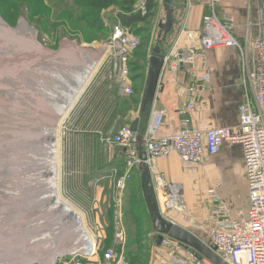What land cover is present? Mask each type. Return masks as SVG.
Returning <instances> with one entry per match:
<instances>
[{
    "label": "rangeland",
    "instance_id": "obj_1",
    "mask_svg": "<svg viewBox=\"0 0 264 264\" xmlns=\"http://www.w3.org/2000/svg\"><path fill=\"white\" fill-rule=\"evenodd\" d=\"M89 1L90 0H0V20L11 30H14L12 33H8L6 31H2L0 27V71L2 68H5L3 70L11 71L8 69H11L12 65L8 66L9 63L5 62V60H7L5 59V56L7 57L8 55L11 57L10 55L13 54L12 50H14L11 46H9L10 40L8 38L10 37L8 34H18L20 37L23 35V38H29V36H31L33 41H35L37 44H40L44 50L53 53L58 52L61 49V46L65 44V64H62L61 67L57 66L60 65V62L54 64L52 61L53 57L48 61V72L50 73V78L54 76L53 79H55V77H60L63 79L65 76V82L59 83L58 81L56 83L55 80L57 78L53 81V84L49 82L48 87L50 85V88L48 89V93L50 94L47 93V95H49L46 98L47 100H44V98L40 97L42 96L41 94H43V92H46V87L42 82L43 80H41L45 77L43 74H38L40 71H37L35 77L33 75L34 73L32 74L27 72L30 74V79L28 76H21L20 72L15 70L18 69L16 68V64L15 68L12 66L13 71L11 72H16L15 74L17 75L19 74V76L16 77V82L14 84L16 85L17 90L18 87H20L19 84L21 83V85L26 88H22V92L19 90L16 91V99L11 100L9 97H6V100L3 102V106H5L6 109L11 107L9 110H12L17 108L16 106L22 101H26L25 103H22V106H20L22 108L34 106L33 108L31 107L32 111L28 110L23 112L24 115L23 113L15 114V120H10L13 115L12 113H9V118L4 119L5 121L7 120L9 123L8 125L5 124V121H0V123L3 122L0 124L3 125L1 126V128H3L0 130V136H2L4 133L6 135L9 134L7 130H9V128L14 129L16 127V131L14 132H16V134H20L16 136H18L19 139L21 137V141L24 139L27 140V134L23 133L26 132L24 129L26 127L27 129L29 128L28 125L30 124L27 122L32 118V116L36 114H41V119H44V121H46L49 126L50 117H53L58 113V105H60L58 103L62 102L63 96L66 98V96L70 95L71 93H69V91L73 90V84L75 83H73V81H76L77 74L79 75L80 71L86 69L89 70L91 67V64L86 62L87 58L85 59L86 61H84V58H80L78 53L82 52L85 57H89V53L83 52L82 50L86 48L93 49L96 53H94L95 55H92V58L96 60L95 65L93 66V74L89 79V82L86 84L84 90L76 99L75 103L70 107L69 110H67L66 114L63 113L59 117L60 120H58L57 123L59 137V167L57 173L59 191L67 203L81 212L84 226L95 236L96 240L95 247H97V254L92 256L90 259H83L80 261V263L98 264L99 260L101 259L102 251L113 245L115 212L116 210H119V219L121 220L126 232L124 253L129 264H160L162 257L165 258L164 250L155 243L156 237L155 234H153L151 228L149 214L141 190L139 165L128 169L125 163L128 157L127 151L118 146H108L103 136L113 132L116 128L130 124L135 117L142 118V114L140 112V103L145 86L149 56L151 55L152 49L158 40V23L165 20V9L163 6L164 0H157L155 2V6H153L150 10H147L145 6L147 0H136L135 4L131 6V13L134 14L139 12L144 16L145 19L143 22L138 23L137 25L128 27L131 32L135 31L138 34L136 35L139 37V44L130 58L132 68L135 66V69L132 70L136 85L133 93L129 96L122 95L118 90L116 78L112 71L111 53L106 47L113 27L115 25L122 24L118 15L121 13L128 15V13L124 11L122 7L120 8V6L116 4L99 8L98 5L92 4ZM172 2H174L175 7H177V12L184 4L182 0H172ZM143 5L145 7V14L141 12L140 8ZM96 18L100 20L101 26L96 24L92 27L91 24ZM20 33L23 34L20 35ZM168 40L169 39L167 38V41ZM74 46L80 48L81 50L73 49L72 47ZM102 46H105L106 48H104L102 55L97 58L101 52H99V50L102 48ZM164 46H166V43ZM161 47L163 48L162 43ZM4 52L8 53L5 55ZM56 59L57 57L55 55L54 60L57 62ZM89 61L92 64L94 63L90 59ZM38 65L40 67L41 64L38 63ZM6 66H8V68ZM136 68L138 69L136 70ZM7 76H9V74ZM20 76L23 78L22 81L20 80L22 79ZM7 80H5V82ZM57 85H60L58 89L56 88ZM24 90H26L27 93ZM9 96H13V93H11ZM21 96H24L27 99L21 98L22 100L20 101L19 99ZM42 103H44L45 106H42ZM44 107H46V109H44ZM53 107L56 110L53 109ZM29 113H31L32 116ZM24 120H27V122ZM14 121L16 126L9 127V125L12 126L11 123ZM34 121L35 119L32 121V123H35ZM20 124L24 125L20 126ZM31 126H33L32 128L37 127V125L34 124ZM19 127L23 131L20 129L19 132H17ZM3 130L5 131L4 133L1 132ZM34 131H36V129H34ZM0 139L3 140L2 138ZM49 140L50 138L47 141ZM15 141H12L13 145L11 143L9 144L10 147L8 149L4 147L5 145H1L0 143V264H19V262L22 261V255L25 256L28 254V249L30 251L32 249V252L38 251V254H33L34 256L36 255V260L31 259V256H29L31 259L29 264H47L49 257L46 259L42 256L47 254L48 249L50 250L51 246L53 247V245L51 242V245L48 242H45V240L48 238L50 241L51 238L53 239L54 235L57 233L59 235V233L61 234V232L64 231L65 237H62L58 241V244L61 246V248H66L68 245H71L72 241L74 240L71 238L75 237L74 232L76 229L74 227H76L75 223L77 222L72 219L69 221V217L67 215H65L66 219H63L62 215L53 214L55 213V211H53L55 207L51 204L45 205L36 203L37 201H35V203L31 202L33 197L31 196L32 199H30V195H32L34 188L35 190L36 188H38L40 191L43 190L41 186L39 187V184L43 185L44 180L42 181V178L45 177L44 172L46 171V168H42V164H47V161L44 159L47 158V156L44 155L43 158L42 154L46 153L43 151L41 154L37 151V149L40 150V145H35V147L31 145L32 148H27V145H29L28 141L22 142V144L26 145H17ZM47 141L46 143H48ZM51 141L52 139L50 142ZM14 144H16V146H14ZM19 146L21 147L20 149ZM5 149L7 150L6 152L9 153L8 155H5ZM32 150L34 152L37 151L40 154L37 152L32 154L34 153ZM33 155L35 157H32ZM39 157L43 158L44 160L40 163H36L38 166H34L33 164V166H31L32 170H30L31 162L33 163L35 158L38 159ZM24 158L25 161L23 160ZM31 158H33V160ZM204 159L205 160H203V163L201 164H193L191 166L181 164L183 168L180 172L179 178L184 181L187 180L186 183L189 187L195 188L196 186H199L203 189L209 188L213 181L219 180L223 186L222 190L224 193L223 177L226 175L227 171L231 170L232 173L235 174V172H238V169H232L233 165H229V168L226 166L214 165L212 162H210L211 159L209 160V157ZM11 164H14V167ZM234 165L239 166L238 162H236ZM8 166H10L11 169H9ZM6 167H8L9 171L5 169ZM20 168H23V170L20 171ZM38 168H40L41 171H39ZM12 170H14V172ZM29 173L35 179V182L37 181L36 184L38 187L31 182V179L28 176ZM17 176L19 178H17ZM25 176L26 178H24ZM121 177H125V187L121 193L120 207L117 209L116 182ZM5 178H7V180ZM13 180L14 182H12ZM243 181V176L239 174L237 176V182H235L239 189L244 183ZM28 182H31L30 185ZM186 183L183 182V184ZM12 187L16 192L18 191V193H15L14 190L12 191ZM37 193L41 194L39 192ZM204 194L201 195L205 198ZM33 195L34 197L38 196L36 193H33ZM218 195L228 205L230 204L223 197V195L219 193V191ZM243 195L244 196L237 194L239 199H235L233 201H237L238 205L245 206L246 190H243ZM189 198L190 197H188V193H186L188 208H190L188 205ZM27 201L30 206L28 203L24 204ZM17 202H22L20 203L21 206L20 204L16 205ZM208 205L209 202L208 204L206 202L205 206ZM42 215L44 216L42 217ZM59 216L61 218H59ZM187 216L193 219L192 214H188ZM190 231L193 230L190 229ZM193 233L197 236L203 235L204 240L208 241V235L201 234V232L196 228ZM40 236H42V238L45 237L46 239L44 238L41 240V242H39L41 239ZM81 240L82 238H79L78 240H74V242L77 241L79 243L82 242ZM61 241H63V243H60ZM43 244L45 246H43ZM54 245L56 244L54 243ZM66 250L67 249H65V252L59 251L57 255L71 253ZM48 254L51 253L48 252ZM37 255L39 257L41 256V258H38ZM57 255L55 254L54 256ZM54 256H50L52 257L50 258L52 261L55 258ZM64 259L65 255L62 256L60 264L65 262Z\"/></svg>",
    "mask_w": 264,
    "mask_h": 264
},
{
    "label": "built area",
    "instance_id": "obj_2",
    "mask_svg": "<svg viewBox=\"0 0 264 264\" xmlns=\"http://www.w3.org/2000/svg\"><path fill=\"white\" fill-rule=\"evenodd\" d=\"M204 1L208 12L202 15L198 28H190L188 20L194 2L186 0V16L164 50L163 67L173 73L183 71L191 80L187 87L190 99L176 111L179 128L173 134H161L165 110L154 109L143 145L158 204L165 216L172 210L185 215L191 214V210L182 186L168 181L163 172L154 171L152 164L155 160L175 152L185 162L201 163L206 156L216 155L224 144L239 146L245 172L247 205L237 210L231 208L218 195L221 183L215 180L202 192L209 199L203 225L207 229L208 244H214L215 253L228 264H264V0H259L260 18L243 24H239L228 10L218 7L222 0ZM140 8L144 14V5ZM239 30L242 31L241 37L237 35ZM138 44L139 37L127 26L118 24L113 27L106 46L111 53L118 90L124 96L133 93L130 58ZM221 47H234L238 52L240 80L245 90L244 100L237 106L239 122L236 126L199 129L192 124L190 117L199 103L191 98L205 91L210 83L207 52ZM103 137L108 146H118L127 151L125 163L128 169L139 163L135 135L129 124ZM124 187L125 177H121L116 182L117 209ZM119 218V210H116L114 243L102 251L98 264H129L124 253L126 232ZM158 246L164 250V264H212L205 258L195 257L169 237H163ZM91 256H65L63 264H81L80 261ZM59 258L52 264H60L62 257Z\"/></svg>",
    "mask_w": 264,
    "mask_h": 264
},
{
    "label": "crops",
    "instance_id": "obj_3",
    "mask_svg": "<svg viewBox=\"0 0 264 264\" xmlns=\"http://www.w3.org/2000/svg\"><path fill=\"white\" fill-rule=\"evenodd\" d=\"M182 1L183 3L186 2V0ZM193 2L194 5L190 10L188 26L190 28H198L201 24V17L203 14L208 12V8L204 0H193ZM259 4V0H222L218 7L221 10H228L235 16V19L239 24H243L247 20L254 22L260 18ZM171 6L174 10V23L171 32L167 36L169 40L167 41L166 38L165 42H163V50L167 48L168 42L174 38L177 33L180 21L184 16H186L185 4H183L182 8L179 9L178 12L176 11L177 7H175L174 2H172ZM252 33L254 34V29ZM237 35L241 37L242 31L239 30ZM165 43L166 46H164ZM206 56V64L211 80L205 91L199 95L194 94L191 98L199 103L197 109L190 114L192 124L199 129H205L214 126H236L239 122L237 106L244 100L245 93L240 80L238 52L234 47H221L209 50ZM132 79L134 80V89L136 81L134 79L133 72ZM190 83L191 80L189 77H187L185 72L182 71L173 73L166 67H163L152 108V111L154 109L165 110V118L162 124L161 134H173L178 130L179 118L176 114V111L178 108L184 106L186 101L190 99L189 93L187 92V87L190 85ZM150 119L151 115L149 122ZM206 157H209V160L211 159L210 162H212L214 165L226 166L228 168L229 165H233L232 169H238V172H235V174L232 173L231 170L226 172V175L223 177L225 192L223 193L222 184H220L218 187V191L223 195L227 202L230 203L229 206L234 210L245 207L247 205V189L241 148L236 145L230 146L224 144L216 155ZM236 162H238L239 166L234 165ZM201 163L185 162L177 153L173 152L164 159L155 160L152 166L154 171L163 172L168 181L179 183L182 186L185 194L188 193V197H190L188 205L190 207L189 210H191L193 219L185 214L177 213L175 211L167 212L166 217L173 222L187 228L188 230L191 229L195 231L196 228L201 232V234L208 235L207 229L203 225V220L208 213V206H205V204L206 202L208 204L209 199L206 198V196L204 198L201 195L206 189H203L199 186H196L195 188L189 187L186 183L187 180L184 181L179 178L180 172L183 168L181 164L191 166L193 164ZM239 174L243 176L244 180V186L242 184L240 189L235 183L237 182V176ZM183 182L186 184H183ZM243 190H246L245 206L238 205L237 201H233L235 199H239L237 194L244 196ZM193 231L191 232L193 233ZM198 237H201L203 241H205L203 235H198ZM205 242L207 243V241ZM156 245L158 244L156 243ZM160 264H164L163 257Z\"/></svg>",
    "mask_w": 264,
    "mask_h": 264
},
{
    "label": "bare ground",
    "instance_id": "obj_4",
    "mask_svg": "<svg viewBox=\"0 0 264 264\" xmlns=\"http://www.w3.org/2000/svg\"><path fill=\"white\" fill-rule=\"evenodd\" d=\"M24 26V25H23ZM0 27H1V30L2 31H6V32H8V33H12L14 30H11L7 25H5L4 23H2L1 22V20H0ZM24 29H26V28H24ZM25 32V31H24ZM26 32H27V30H26ZM25 32V33H26ZM5 33V32H4ZM7 33V34H8ZM18 33H19V31H18ZM16 34V33H15ZM21 34H23V33H20V35ZM9 35V37L10 38H8L10 41H9V46H11L12 47V49H14V50H12V53L13 54H11L10 56L11 57H9L8 55H7V57L5 56V59H7V60H5V62L6 63H9L8 64V66L9 65H12L14 68H15V64H16V68H18V69H15V70H17L18 72H20V75L21 76H28L29 78H30V74H28L27 72H29V73H34L33 75H34V77H35V75H36V73H37V71H40V73L38 72V74H43V76L45 77V78H43V79H41V80H43L42 82L44 83V85H45V87H46V92H43V94H41L42 96H40V97H42V98H44V100L49 96V95H47V93H48V89L50 88V85H49V87H48V84H49V82L50 83H54L53 81L55 80L56 81V83L59 81V83H63V82H65L64 80H65V76L63 77V79L62 78H60V77H55V79H53L54 78V76L52 77V78H50V73L48 72V61L49 60H51L50 58H52L53 57V59H52V61L54 62V64L55 63H59L60 62V65H57V66H60L61 67V65L62 64H65L64 63V60H65V44H63V46H61V49L58 51V52H56V53H53V52H49V51H46V50H44L43 48H42V46L40 45V44H37L35 41H33V39L31 38V36H29V38L27 37H24L23 38V35H21L22 37H20L18 34L17 35H12V34H8ZM27 35V34H26ZM25 35V36H26ZM136 35V34H135ZM137 36V35H136ZM168 36V35H167ZM167 38V37H166ZM22 40V41H21ZM165 42V41H164ZM4 43V42H3ZM8 44V43H7ZM73 49H77V50H81L80 48H78V47H72ZM104 48H106L105 46H102V48L99 50V56H97V58H99L101 55H102V52H103V50H104ZM7 49V48H6ZM10 49V48H9ZM16 49H17V52H16ZM8 50V49H7ZM108 50H109V48H108ZM83 52H88L89 54V57H85L84 56V54H83V56H82V54L81 53H78V55H79V57L80 58H84V61H86V62H88L89 64H91L89 67H90V69L88 70V69H86V70H83V71H80L79 72V75L77 74V79H76V81H73V86H74V88H73V90L72 91H69V93H70V95H67L66 96V98H65V96H63V98H62V102L61 103H58V104H60V105H58L59 106V108H58V113L56 114V112H55V114L56 115H54L53 117H50V121L49 120H47V121H49V126H48V124L46 123V121H44V119H41V114H36V115H34V116H32V114L31 113H29V114H31V116H32V118L31 119H35V123H32V121L33 120H29L28 122H27V120H24L25 122H27L28 124H30V125H28V129H27V127L24 129L26 132H23V133H25V134H27L26 136H27V140L26 139H24L23 141H21V137H20V139L18 138V136H16V135H20V134H16V132H14V131H16V123H15V121L13 122V123H11L12 124V126L11 125H9V127H15L14 129H11V128H9V130H7V132L10 134H5L4 132V130L3 131H1L2 133H4V134H2V136H0V138H2L3 140H1L0 139V143H1V145H5L4 147L6 148V149H8L9 147H10V143L13 145V140L16 142V144L17 145H20V144H22V142H25V141H28L29 142V145H27V148L29 147H31L32 148V146H34L35 147V145H40V150H38L37 149V151L38 152H43L44 151V153H46V154H42V157L44 156V155H46L47 156V158H44L46 161H47V164L46 163H44V162H42V163H44V164H42V168H46V171L45 170H43V171H45L44 173V175H45V177L44 178H42V181H43V185H41V184H39V187L41 186L42 187V191H40V190H38V188H36V190H35V188H34V191H32L33 193H36V195H38V196H35L34 197V195H33V193H32V195H30V197L32 196L33 197V199H32V197L30 198V199H32V203L34 202L35 203V201H37L36 203H41V204H51L52 206H54L55 207V209H53V211H55V213H53V214H55V215H62V217H63V219H66V217H65V215H67L68 217H69V221L72 219V220H75L77 223H75L76 224V227H74L75 229H76V231L74 232V236L75 237H73V238H71L72 240L74 239V240H78L79 238L81 239L82 238V242H77V241H75L74 242V240L72 241V243H71V245H68L66 248L65 247H63V248H61V246H59V240L62 238V237H65L64 235H65V232L64 231H60L61 232V234L59 233V235H58V233L56 234V235H54V237H53V239L51 238V240L49 241V239L47 238H45V237H43L42 238V236H40L41 237V239H40V241L39 242H41V240H43L44 238L46 239L45 240V242H48L49 244H50V242H51V244L53 245V247L51 246V248H50V250L48 249V252L49 253H51V254H48V252H47V254H45V255H43L42 257L43 258H46L47 259V257H49L48 258V261H47V264H52V263H54V261L57 259V258H59V257H62V256H72V255H75V254H77V255H88V256H91L92 254H94V255H96L97 254V252H96V249H97V247H95L94 245H96V240H95V236L91 233V232H89L87 229H86V227L84 226V221H83V216H82V214H81V212L80 211H78L75 207H73V206H71L69 203H67L66 202V200H65V198L61 195V193H60V191H59V182H58V177H57V173H58V145H59V137H58V131H57V128H58V126H57V123H58V120H60L59 119V117L63 114V113H67V110H69L70 109V107L75 103V101H76V99L79 97V95L81 94V92L84 90V88H85V86H86V84L89 82V79L91 78V76H92V74H93V66L95 65V61L96 60H94L93 58H92V55L95 53L94 52V50L93 49H91V48H86V49H84V50H82ZM9 52V51H8ZM8 52H6V53H8ZM5 53V52H4ZM6 53H5V55H6ZM10 54V53H9ZM81 54V55H80ZM96 54V53H95ZM94 54V55H95ZM56 55V57H57V62L54 60V56ZM86 55V54H85ZM4 57V56H3ZM87 58V59H86ZM86 59V60H85ZM89 59L92 61V62H94L93 64L92 63H90V61H89ZM93 59V60H92ZM61 60V61H60ZM75 62V61H74ZM38 63H40L41 65H40V67H39V65H38ZM85 63V62H84ZM6 65V64H5ZM25 65V66H24ZM82 65V64H81ZM164 65V64H163ZM8 66H6L7 68H8ZM12 66H11V69H8V70H11V71H13L12 70ZM131 66V65H130ZM22 67V68H21ZM65 67V66H64ZM80 67V66H79ZM95 68V67H94ZM3 69H5V68H2L1 69V71H0V95L1 96H3V97H1L0 98V107H1V109H0V121H5L4 119L5 118H9L8 116V114L9 113H12V115H13V117L10 119V120H15V118H14V115L15 114H21V113H23V112H25V111H30L32 108H33V106H27L26 108H22V107H20V106H22V103L24 102H26V101H22L21 103H19V105H15L17 108H14V109H12V110H9L11 107H9V109H6L5 108V106H3V102L6 100V97H9L11 100L12 99H16L15 98V93H16V91H21L22 90V88H24L21 84H19L20 85V87H18V90H17V88H16V85H14L15 84V82H16V77L17 76H19V74L17 75V74H15V73H13V72H11V71H7V70H3ZM20 69V70H19ZM35 70V71H34ZM70 71V70H69ZM68 71V72H69ZM9 72V73H8ZM26 72V73H25ZM11 73V74H10ZM23 73V74H22ZM9 74V76H7ZM28 74V75H27ZM64 74H65V72H64ZM20 76V78H22ZM63 76V75H62ZM72 76V75H71ZM19 78V79H20ZM131 78H132V76H131ZM8 79V80H7ZM31 79V78H30ZM51 79V80H50ZM5 80H7L6 82H5ZM21 81L23 80V78L22 79H20ZM19 80V81H20ZM28 80V79H27ZM35 80H37V79H35ZM75 80V79H74ZM132 81H133V86H134V80L132 79ZM29 82V81H28ZM32 82V81H31ZM65 84V83H64ZM61 85V84H60ZM60 85H57V89L60 87ZM65 86V85H64ZM72 86V85H71ZM26 88V87H25ZM24 88V89H25ZM61 89V88H60ZM59 89V90H60ZM63 89V88H62ZM34 90V89H33ZM36 90V89H35ZM51 90V89H50ZM24 91H26V90H24ZM30 91V90H29ZM60 91H62V90H60ZM133 91H134V89H133ZM22 92V91H21ZM11 93H13V96H9ZM18 93V92H17ZM26 93H27V91H26ZM37 93V92H36ZM42 93V92H41ZM29 94V93H28ZM45 94V95H44ZM48 94H50V93H48ZM18 95H21V94H18ZM27 95V94H26ZM32 95H33V92H32ZM37 95V94H36ZM46 96V97H45ZM37 97H38V95H37ZM39 97V98H40ZM17 98H18V96H17ZM21 98H23V99H25L26 97H24V96H21L20 97V101L22 100ZM33 98V97H32ZM9 99V100H10ZM27 99V98H26ZM31 100V99H30ZM47 100V99H46ZM29 101V100H28ZM50 101V100H49ZM48 101V102H49ZM61 101V100H60ZM2 102V103H1ZM35 103V102H34ZM40 105V104H39ZM42 106H45L44 105V103H42ZM14 107V106H13ZM32 107V108H31ZM36 107V106H35ZM34 107V108H35ZM50 107V106H49ZM48 107V108H49ZM37 108V107H36ZM15 109H17V110H15ZM44 109H46V107H44ZM51 109V108H50ZM53 109H55L54 107H53ZM52 109V110H53ZM35 110H37V109H35ZM56 110V109H55ZM32 111V110H31ZM34 111V110H33ZM48 111V110H47ZM27 113V112H26ZM36 113V112H35ZM50 113V112H49ZM23 115H24V113H23ZM47 115V114H46ZM151 115H152V112H151ZM50 116V115H49ZM26 117V116H25ZM43 118H44V116H43ZM137 118V117H136ZM19 120V119H18ZM17 120V121H18ZM36 121H38V122H36ZM1 123H3V122H1ZM0 123V124H1ZM22 123V122H21ZM5 124H9L8 122H7V120L5 121ZM4 124V125H5ZM32 124H34V125H37V127L36 128H32L33 126H31ZM131 124V123H130ZM130 124H129V126H130ZM149 124V123H148ZM23 126L24 124H20V126ZM128 125V124H127ZM1 126H3V125H0V130H2V128H1ZM148 126V125H147ZM7 128H8V126H7ZM5 129V128H4ZM21 128L19 127V129H18V131L17 132H19V130H20ZM34 129H36V131H34ZM147 129V128H146ZM22 130V129H21ZM48 130H49V132H48ZM23 131V130H22ZM12 132H13V134H12ZM28 132V133H27ZM48 132V133H47ZM21 133V132H20ZM36 133H37V135H36ZM44 133V134H43ZM134 133V132H133ZM134 135H135V133H134ZM21 136H22V134H21ZM24 136V135H23ZM25 136V137H26ZM50 136V137H49ZM24 137V138H25ZM29 137V138H28ZM50 138V140L52 139V141L50 142V140L49 141H47L48 139ZM22 139H23V137H22ZM40 141V142H39ZM46 141L48 142V143H46ZM145 142V139L143 138V143ZM38 143V144H37ZM16 144H14V146H16ZM136 144V143H135ZM11 145V146H12ZM22 145H26V144H22ZM32 145V146H31ZM21 147L19 146V149H20ZM26 148V147H25ZM26 148V149H27ZM4 150V153L7 151V150ZM25 149V150H26ZM11 150V149H10ZM23 150V149H22ZM24 151V150H23ZM28 151V150H27ZM33 151V150H32ZM31 151V152H32ZM37 151H33L34 153H32V154H35ZM37 152V153H38ZM22 153V152H21ZM40 153H38V154H40ZM9 153L8 152H6L5 153V155H8ZM24 155V154H23ZM28 155V154H27ZM17 156V155H16ZM26 156V155H25ZM45 156V157H46ZM10 157H12V156H10ZM32 157H35L34 155L32 156ZM23 158V157H22ZM28 158V157H27ZM30 158V157H29ZM40 158V157H39ZM37 159V158H35V160L33 161V163L31 162V164H30V168H31V166H33V164H34V166H38V164H36V163H40L41 161H43L44 159L43 158H40V159ZM7 159V158H6ZM10 159H12V158H10ZM19 159H21V158H19ZM32 160H33V158H31ZM3 160H5V159H3ZM24 161H25V158L23 159ZM7 161V160H6ZM9 161V160H8ZM31 161V160H30ZM36 161V162H35ZM3 162H5V161H3ZM15 162V161H14ZM22 162V161H21ZM20 162V163H21ZM18 163H19V161H18ZM9 164V163H8ZM15 164V163H14ZM13 164V165H14ZM22 164H24V163H22ZM12 165V164H11ZM12 165V166H13ZM26 165H27V163H26ZM29 165V164H28ZM138 165V164H137ZM15 166H16V164H15ZM41 166V165H40ZM39 166V167H40ZM9 167V169H11L10 168V166H8ZM8 167H6L5 169H7L8 170ZM14 167V166H13ZM2 168V167H1ZM36 168V167H35ZM41 168V169H42ZM21 169V168H20ZM39 169V171H41L40 170V168H38ZM3 170V169H2ZM23 170V168L20 170V171H22ZM30 170H32V168L30 169ZM1 171V170H0ZM9 171V170H8ZM11 171V170H10ZM13 172H14V170H12ZM16 171V170H15ZM5 172V171H4ZM8 173V172H7ZM27 173V172H26ZM30 173H32V172H30ZM30 173H29V177H30V179H31V182L32 183H34L37 187H38V185L36 184L37 183V181L35 182V179L33 178V176H31L30 175ZM42 173V172H41ZM10 174V173H9ZM20 174V173H19ZM18 174V175H19ZM33 174V173H32ZM152 174V173H151ZM40 175V174H39ZM24 176V175H23ZM22 176V177H23ZM21 177V178H22ZM2 178V177H1ZM16 178V177H15ZM17 178H19L18 176H17ZM24 178H26V176L24 177ZM23 178V179H24ZM36 178V177H35ZM40 178V177H39ZM6 180H7V178H5ZM14 179V178H13ZM153 179V178H152ZM2 180V179H1ZM15 180V179H14ZM14 180L12 181V182H14ZM4 181V180H3ZM18 181V180H17ZM30 182V183H31ZM3 183V182H2ZM6 183V182H5ZM17 183V182H16ZM30 183L28 182V184L30 185ZM7 184V183H6ZM154 184V183H153ZM179 184V183H178ZM35 185H34V187H35ZM15 187V186H14ZM18 187V186H17ZM6 188V187H5ZM32 188H33V186H32ZM10 189V188H9ZM12 189V191L14 190V188L12 187L11 188ZM3 190V189H2ZM18 190V189H17ZM22 190V189H21ZM8 191V190H7ZM6 191V192H7ZM15 191V190H14ZM20 191V190H19ZM29 191V190H28ZM26 192V191H25ZM37 192H39V193H41V194H38ZM8 193V192H7ZM15 193H18V191L16 192L15 191ZM20 193H21V191H20ZM22 194H25V193H22ZM30 194V193H29ZM14 195V194H13ZM18 195V194H17ZM16 196V195H15ZM14 196V197H15ZM204 196H206V198H207V195H204ZM13 197V196H12ZM17 197V196H16ZM37 197V198H36ZM9 198V197H8ZM35 199V200H34ZM158 200V199H157ZM20 203H22V202H20ZM20 203H18L17 202V204L16 205H18V204H20ZM26 203H28V201L27 202H25L24 204H26ZM12 204V203H11ZM23 204V205H24ZM28 205H29V203H28ZM38 205V204H37ZM159 205V204H158ZM20 206H21V204H20ZM30 206V205H29ZM32 206H34V205H32ZM41 206V205H40ZM15 207V206H14ZM42 207V206H41ZM2 208V207H1ZM5 208V207H4ZM43 208H44V206H43ZM160 208V207H159ZM11 209V208H10ZM12 209H13V205H12ZM29 209V208H28ZM3 211V210H2ZM33 211V210H32ZM161 211V210H160ZM172 211H174V210H172ZM38 212V211H37ZM44 212H46V211H44ZM43 212V213H44ZM4 213V212H3ZM41 213H42V211H41ZM162 213V212H161ZM46 214V213H45ZM181 214H183V213H181ZM12 215V214H11ZM2 216V215H1ZM44 215H42V217H43ZM52 216V215H51ZM163 216L164 217H166L164 214H163ZM1 218H4V217H1ZM8 218H10V217H8ZM59 218H61L60 216H59ZM167 218V217H166ZM168 219V218H167ZM43 220V219H42ZM61 220V219H60ZM68 220V219H67ZM170 220V219H169ZM38 221V220H37ZM40 221V220H39ZM63 221V220H62ZM61 221V222H62ZM69 221H68V223H69ZM172 221V220H171ZM59 222V221H58ZM1 223V222H0ZM8 224H9V222H8ZM41 225V224H40ZM62 230V229H61ZM57 231V230H56ZM47 234V233H46ZM154 234H155V236H156V239H157V235H156V233L154 232ZM51 237V236H50ZM165 237V236H164ZM77 238V239H76ZM63 240V239H62ZM80 241V240H79ZM157 241V240H156ZM176 241V240H175ZM45 242H43V243H45ZM66 242H67V240H66ZM178 242V241H177ZM35 243V242H34ZM54 243L56 244V245H54ZM60 243H63V241H61ZM15 244V243H14ZM50 244V245H51ZM68 244V243H67ZM70 244V243H69ZM158 245L160 244V243H157ZM181 244V243H180ZM207 244H208V242H207ZM11 245V244H10ZM47 245V244H46ZM65 245V244H64ZM43 246H45L44 244H43ZM184 247V246H183ZM61 248V249H60ZM185 248V247H184ZM3 249V248H2ZM22 249V248H21ZM65 249H67L66 251H69V252H71L70 254H58L57 255V253H59V251L61 252H65ZM32 249H31V251L28 249V254H26L25 256H23L22 255V257L23 258H21V262H19V264H29V262L31 261V259H35L36 257V255L34 256L33 254L35 253H37L38 251H34V252H32ZM74 252V253H73ZM76 252V253H75ZM19 254V253H18ZM38 254V253H37ZM43 254V253H42ZM57 255V256H54V255ZM13 255V254H12ZM94 255H92V256H94ZM102 255V254H101ZM20 256V255H19ZM29 256H31V259H30V257ZM38 256V255H37ZM50 256H54L55 258L53 259V261H52V259H50V258H52V257H50ZM91 256V257H92ZM10 258V257H9ZM38 258H41V256L39 257L38 256ZM203 258V257H202ZM36 260V259H35ZM52 261V262H51ZM210 262V261H209Z\"/></svg>",
    "mask_w": 264,
    "mask_h": 264
},
{
    "label": "water",
    "instance_id": "obj_5",
    "mask_svg": "<svg viewBox=\"0 0 264 264\" xmlns=\"http://www.w3.org/2000/svg\"><path fill=\"white\" fill-rule=\"evenodd\" d=\"M171 1L164 0L165 20L158 23V40L149 56L145 86L140 103L142 118L137 117L130 124V129L135 133L141 190L149 214L152 231L157 235L156 243H160L163 237L166 236L181 243L189 253L195 255L197 258L203 257L212 264H228L215 253L216 247L214 244H207L187 228L163 216L158 205L152 174L143 145L144 134L149 122L164 64V50L161 47V43L166 40L174 23V10L171 6Z\"/></svg>",
    "mask_w": 264,
    "mask_h": 264
},
{
    "label": "trees",
    "instance_id": "obj_6",
    "mask_svg": "<svg viewBox=\"0 0 264 264\" xmlns=\"http://www.w3.org/2000/svg\"><path fill=\"white\" fill-rule=\"evenodd\" d=\"M157 0H147L146 1V9L147 10H150L152 9L153 6H155V2ZM89 2H91L92 4H96L99 6V8H103V7H107V6H110V5H118L120 6V8L122 7V9L124 11H126L128 13L127 14H119L118 17L120 18L122 24L124 26H127V27H132L134 25H137L138 23H141L144 21V16L141 15V13L139 12H136V13H131V6H133L136 2V0H90ZM145 14V13H144ZM96 24H99L101 26V22L98 18L94 19L93 22H92V27ZM135 34H137L135 31H134ZM138 35V34H137ZM163 44V42H162ZM138 67V66H137ZM135 69V66L132 68L131 66V71L133 72V70ZM138 68H136L137 70Z\"/></svg>",
    "mask_w": 264,
    "mask_h": 264
}]
</instances>
